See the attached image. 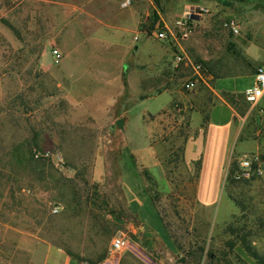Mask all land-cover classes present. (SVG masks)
<instances>
[{"label": "rangeland", "instance_id": "rangeland-1", "mask_svg": "<svg viewBox=\"0 0 264 264\" xmlns=\"http://www.w3.org/2000/svg\"><path fill=\"white\" fill-rule=\"evenodd\" d=\"M122 1L0 0V264H256L240 242L229 249L228 242L240 238L226 227L236 221L239 236L264 256V176L194 186L181 159L170 166L172 183L162 164L182 144L178 131L191 114L209 112L213 83L185 90L192 74L183 67L169 81L171 95L132 101L128 108L124 99L116 106L117 94L99 92L96 101L106 110L94 120L87 114L92 110L70 101L94 95L71 92L81 84L72 77L85 68L69 58L64 71L62 61L72 52L115 55L120 46L101 45L95 34L131 20L135 8L143 17V35L135 42L148 38L145 49L151 46L154 54L179 42L204 73H214L216 60L247 58L241 41L264 25V0H130L126 8ZM154 11L159 19L149 33ZM181 18L192 27L185 39L174 29ZM157 26L175 31L176 40L157 38ZM169 58L147 66L149 73L171 76ZM173 98L183 113L168 108L151 122L149 115L157 116ZM192 118L194 132L203 118ZM45 152L48 157L36 156ZM115 236L127 242L120 252L111 251Z\"/></svg>", "mask_w": 264, "mask_h": 264}, {"label": "crops", "instance_id": "crops-1", "mask_svg": "<svg viewBox=\"0 0 264 264\" xmlns=\"http://www.w3.org/2000/svg\"><path fill=\"white\" fill-rule=\"evenodd\" d=\"M93 9L97 12L102 11L97 5ZM108 11L120 13L125 10L111 8ZM130 16L131 20L129 21L127 17L120 18L122 21L120 20L121 23L117 27L104 24L105 28L95 34L94 40L101 45L120 46L115 55L109 52L88 54L72 52L66 54L62 61L64 71H67L65 68L68 64H65V61L69 58L79 62L77 66L85 68L80 76L72 77L73 82L77 78L81 84L79 87L72 88L71 92L73 94L76 92L79 94L94 93V95H82V97L73 95L70 97V101L74 106L92 110L87 114L94 120H100L101 118L99 119L98 116H102L100 114L105 113L106 110L96 101L99 92H105L109 96L117 94L113 97L116 106L122 107L123 104L120 103L124 99V108H128L132 101L152 99L162 93L171 95L169 81H172L179 70L183 69V66L179 69L173 68V60L176 55L173 50L177 49V45L180 49L179 53H186L184 47L179 42L171 41L172 48L170 45H164L166 51L162 54H154V49L151 46L149 49H145V45H149L148 38L135 42L139 35H143L139 31L143 18L142 12L132 8ZM97 23L103 24L104 22L98 20ZM93 43L95 42L93 41ZM241 43L246 59L239 62L227 55L230 58L215 61L214 73L209 70L207 74H202L201 82L208 86H210L209 82L213 83L215 101L210 107L209 121L205 129H201V122L199 129L194 130V135L189 137L184 148L186 163L191 164L201 160L199 185L218 180L225 182L229 164L236 155L264 157V94L255 104H249L244 98L245 90L254 82L257 67L264 64V25L257 27L254 37H248ZM172 55L174 56L172 57ZM169 56L173 74L170 76L168 73L163 84L161 83L163 79L158 74L149 73L147 66H154L160 62L162 57ZM207 56L204 53L201 57L207 60ZM89 70H95L96 74H91ZM194 91L196 92L197 89ZM224 94L236 96L234 104L227 101ZM89 99L92 100L91 103L87 102ZM193 113L202 115L196 111ZM192 114L190 120L193 119Z\"/></svg>", "mask_w": 264, "mask_h": 264}, {"label": "built area", "instance_id": "built-area-1", "mask_svg": "<svg viewBox=\"0 0 264 264\" xmlns=\"http://www.w3.org/2000/svg\"><path fill=\"white\" fill-rule=\"evenodd\" d=\"M131 5L130 0H124L121 2L120 6L126 8ZM230 29L237 33L236 25L231 22ZM174 29H177V33L180 35L181 39L188 38L192 32L191 23L188 19L181 18L175 22ZM155 35L160 40H168L170 37L176 40V32L168 27L159 28L157 26ZM52 56L59 61L61 53L59 49L53 48L51 50ZM181 66L188 68L191 71L190 76L187 77L183 83V87L187 91H194L197 88L198 82L202 79V74L204 73V66L201 62L190 58L186 53H179L175 55L173 60V68L179 69ZM264 94V64L257 67L254 74V82L248 87L244 92V98L249 104H255ZM37 157L45 156L48 157L49 153L45 152L43 154L37 153ZM264 176V160L258 155H246L239 159L238 169L236 173V178L240 179H251L252 177ZM24 193H30V190H23ZM55 212L59 211L58 206H54ZM126 240L122 236H115L111 242V251L120 252L126 247Z\"/></svg>", "mask_w": 264, "mask_h": 264}, {"label": "trees", "instance_id": "trees-1", "mask_svg": "<svg viewBox=\"0 0 264 264\" xmlns=\"http://www.w3.org/2000/svg\"><path fill=\"white\" fill-rule=\"evenodd\" d=\"M238 1H244V0H238ZM159 19V15L158 12L154 11L153 13V18H152V26L150 28L149 33L152 32V30L154 29V24L156 23V21H158ZM161 83H165L164 79L162 80ZM202 82H198L199 88L202 89L205 88L204 85L202 86ZM146 85V84H145ZM167 85V84H166ZM166 89V88H164ZM206 89V88H205ZM225 99L227 101H229L230 103L234 104L236 96L231 95V94H224ZM145 97V96H144ZM169 109L172 111H177L179 110V105L178 102L175 100V98H173ZM196 112H200L203 116V121L201 124V129L204 130L208 121H209V112L207 114L204 113V111L202 109H198L196 110ZM165 111L157 114V116H153V115H149V117L151 118V122L157 121L154 120L155 118H157L158 116H160L161 114H164ZM179 113H183V109H180ZM192 134L194 135V132L191 130V120H188L187 123H185V126H182L179 131H178V138H182V144L178 147L177 150H175L174 148H171L167 154V156L163 159L162 164L163 167L166 171V174L169 176L170 178V183L173 182V178H171V174H172V169L170 168L171 165L175 164V162H178V160L181 159V162L184 163V165H186V167L192 171V184H194V186H196L198 184V180H199V176H200V170H201V160H197L195 162H192L191 164H187L185 159H184V148H185V144L187 142V140L189 139L190 136H192ZM163 141H165L163 139ZM173 147V146H172ZM237 169H238V164H236L235 162H232L230 164V167L228 169V174L226 177V180H228L230 183H236L238 182V179L236 178V173H237ZM240 180V179H239ZM149 182H150V177H149ZM237 205H240V203L237 201ZM157 217L159 218V214L156 212ZM160 219V218H159ZM161 220V219H160ZM162 222V221H161ZM237 225H236V221H232L231 223L227 224L226 230L231 234L232 237H237L240 238L238 241L236 240H232L230 242H228V247L231 251H234V249L237 247L238 242H240V246L241 248L244 250V252L250 257L252 258L256 264H264V256L261 255L258 251H256L254 249V247L248 242L247 238L245 235L243 236H239L238 232H240V230L237 229ZM238 235V236H236Z\"/></svg>", "mask_w": 264, "mask_h": 264}]
</instances>
